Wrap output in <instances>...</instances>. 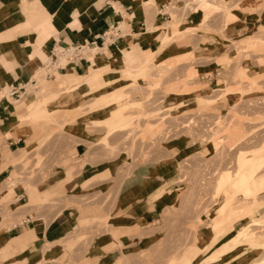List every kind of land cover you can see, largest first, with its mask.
<instances>
[{"label": "crops", "instance_id": "0c3cea01", "mask_svg": "<svg viewBox=\"0 0 264 264\" xmlns=\"http://www.w3.org/2000/svg\"><path fill=\"white\" fill-rule=\"evenodd\" d=\"M243 3L249 7L242 11L236 9L238 15L232 11L239 21L235 22L236 18L228 24L226 35L230 39L240 38L248 45L252 35L247 33L256 23L259 26L264 24V0L261 11L256 7L257 0ZM167 4L166 0H0V264H122L119 243L130 248L128 254L134 252L135 246L148 244L151 235L140 238L136 232L160 219L165 208L173 203V189L166 190L174 170L169 168L172 164L168 163L172 156L156 159L148 156L146 161L134 165L124 176L120 167L129 161L108 156L107 149L102 145L104 138L107 142L114 141L113 138L107 135L100 137L101 132L90 134L86 126H82V122L87 119L96 127L113 128L114 124L126 119L121 113L128 106L119 108L122 100L112 99L108 103L111 105H100L93 112L89 110L87 115H79L78 109H66L65 118L70 121L80 118L81 121L73 125L78 129L73 132L79 141L71 148L68 163H48L50 169L46 178L33 180L27 185L25 178L15 180L12 177L19 167L17 160L32 151L37 142L40 144L47 138L49 121L29 117L42 94L36 96L35 92L30 91L23 99L20 97L16 100L14 95L4 91L30 83L42 64L44 54L53 58L52 53L59 45L92 40L118 23L125 37L117 47L108 48L90 63L80 61L75 65H66L58 70L56 78L68 77L73 84L71 87L76 86L73 79L91 89L100 85L95 96L88 101L89 105L93 101L95 104L107 101L120 89L124 96L123 86L126 83H116L115 79L128 74L130 70L125 69V66L138 64L134 71L139 74L146 72V66L140 64L143 63L144 54L150 55L153 50L150 39L160 35L163 40L170 34L173 36L182 32L177 29L172 32L169 28L164 30L171 19L160 17L159 9L162 6L166 9ZM168 8L166 10L170 12ZM202 11L208 12L210 8ZM198 21V15L189 13L183 24H198ZM159 26L161 28L157 29ZM194 26L189 25L187 29ZM183 46L176 44L163 51L172 56L178 55V51L174 50H180ZM34 50L36 53L30 56ZM96 71L101 72L100 76L89 80ZM205 76L212 83L213 77L209 74ZM54 80L55 76L51 82L54 83ZM108 86H111L108 92L102 91ZM198 99L209 100L203 97ZM115 106L118 108L113 109ZM50 109L56 113V108L52 111L50 106ZM26 120H30L33 126L25 123ZM90 138L98 139L92 143ZM194 146L188 140L179 139L172 145L171 151L190 155L198 152ZM257 163L255 175L249 178L244 174L235 180L238 194L231 185L222 192V205L227 201L230 203V209L224 216L227 229L214 240L216 236L212 221L198 226L197 239L201 245L193 244L185 253L189 259L196 258L199 253L204 256L209 250H213L212 253L232 244L236 234L247 226H252L251 231L255 236L212 263L245 264L264 253V194L258 196L264 191V158H259ZM249 165L253 167L251 163ZM108 191L112 192V198L104 207L109 231L98 232L102 227L98 229L96 224H92L81 229L86 231L87 236L90 231H97L89 235L86 242L74 237L73 231L81 228L79 219L82 221L79 210L73 205L76 202L74 198ZM238 195L241 197L236 199ZM244 195H256V198L247 201ZM48 199L58 202L57 205L47 203L45 200ZM65 199L72 201L64 206L60 201ZM257 199L260 205L255 210ZM242 205L245 209H251V212L232 221L233 216L243 208ZM221 218L223 216L218 211L214 220L217 223ZM255 220L263 223L254 225ZM252 243L259 246H252Z\"/></svg>", "mask_w": 264, "mask_h": 264}, {"label": "rangeland", "instance_id": "374dc122", "mask_svg": "<svg viewBox=\"0 0 264 264\" xmlns=\"http://www.w3.org/2000/svg\"><path fill=\"white\" fill-rule=\"evenodd\" d=\"M166 1L169 3L172 19L164 30L169 28L172 32L175 29L182 32L173 36L170 34V37L163 40L160 35L150 39L153 50L150 55L144 54L143 63L140 64L146 66V72L139 74L134 71L138 64L125 66V69L130 70L128 74L115 79L116 83H126L123 86L124 96L120 89L107 101L99 104L93 101L89 105L88 101L95 96L100 85L93 89L84 85L76 91L75 105L78 107H74L70 101L72 87L66 85L63 76L55 77V82H51L53 74L56 73V65L51 64L48 55L44 54L42 63L50 64V68L42 72L36 70L32 78L35 82L30 83L34 85L33 92L36 96L42 94L38 101L44 102L50 111V106L52 111L56 108L57 117L55 121L48 115L40 118L49 121V135L40 144L36 141L35 148L17 160L19 167L12 176L15 180L25 178L26 184L30 185L33 180L46 178L50 169L48 163H68L71 148L79 141L73 132L77 127L73 125L81 121L80 118L74 121L65 118L66 109H78L79 115H87L89 110L93 112L100 105L107 106L109 100H122L123 105L120 104L119 108L128 106L121 114L126 119L114 124L113 128L96 127L87 119L82 122V126H86L90 134L101 132L100 137L107 135L113 138L112 142H107L104 138L102 145L107 149L108 156L129 161L124 167H120L124 176H127L134 165L146 161L148 156L156 159L171 155L168 163L172 165L169 168L174 169L166 187L168 191L173 189V203L165 208L160 219L136 232L140 238L151 235L148 244L143 247L135 246L134 252L128 254L130 248L119 243V259L122 264L200 263L202 253L194 260L189 259L185 253L193 244L201 245L197 239L198 226L211 221L212 227L216 226L214 218L224 199L217 187L222 175L234 180L244 174L250 178L256 174L258 159L264 158V24L259 26L256 23L253 26L247 33L252 35L251 41L245 45L240 38H228L226 28L236 18L235 22L239 21L238 16L233 14L235 12L238 15L236 9L247 10L249 6L243 3L246 0H202L201 3L195 2L194 6L188 5L189 12L184 9L187 0ZM204 3L209 4L204 7ZM257 3L256 7L261 11L263 0H257ZM207 8L210 11H202ZM193 12L199 16V23L183 24L185 16ZM189 25L196 26L187 29ZM160 28L159 26L157 29ZM176 44L185 45L180 50H174L178 51V55L164 53L163 50ZM208 74L213 77L212 83L205 78ZM59 82H62L61 85ZM110 87H105L102 91L108 92ZM7 91L6 89L4 92ZM135 100L140 103L134 102ZM37 103L35 102L36 105ZM116 108L118 106L113 109ZM24 122L33 126L30 120ZM98 138L90 140L93 143ZM179 139L194 143L198 152L189 155L181 151L177 154L176 151H171L172 145ZM242 159L253 167L248 165L240 170ZM262 194L264 191L258 196ZM240 197L238 195L236 199ZM243 197L250 201L256 195ZM111 198V191L74 198L76 202L73 205L82 217V221L79 219L81 228L73 231L74 237L86 242L87 237L94 232L109 231L104 206ZM45 201L51 205L58 203L53 199ZM69 201L72 200L65 199L60 203L67 206ZM255 204L256 210L260 205L258 199ZM250 212L251 209L243 207L233 216L232 221ZM258 221L254 225L262 224ZM222 223L225 226L227 222L223 220ZM92 224H96L98 229L102 227V230H92L88 236L85 235L86 231L81 229ZM251 229L252 227L236 234L233 244L255 236ZM214 233L217 235L216 231ZM156 241L158 242L154 245ZM211 251L213 250L207 251L204 257L210 256ZM212 261L206 264H214ZM245 264H264V253L253 262Z\"/></svg>", "mask_w": 264, "mask_h": 264}, {"label": "bare ground", "instance_id": "6f19581e", "mask_svg": "<svg viewBox=\"0 0 264 264\" xmlns=\"http://www.w3.org/2000/svg\"><path fill=\"white\" fill-rule=\"evenodd\" d=\"M206 1H208V0H206ZM195 2H199V3H201L202 2V0H194V2H193V4L191 3V2H187L186 4H185V7H184V9H187L188 11L187 12H189L190 11V8H189V6L188 5H192V6H194V4H195ZM205 4H209V3H204L203 4V6L204 7H206V6H208V5H205ZM106 52V51H105ZM105 52H103V53H97V54H95V55H93V57H92V59H91V61L95 58V56H99V55H103ZM36 53V50H34V52L32 53V54H30V56H32L33 54H35ZM48 60L51 62V64H54V65H56V67H55V71H56V73H54L53 74V77L55 76L56 77V74L58 73V71L56 70V68L58 67V66H60V67H65L66 65H71V64H69V62H66L67 61V59H66V57L65 56H63V55H61V56H59V59H58V61L57 62H52L51 60H50V57L48 56ZM50 68V67H49ZM46 68H44V66L43 65H41V67H39L37 70H39V71H44ZM100 74L101 73H98V71H96V72H94V74H93V76L92 77H90L89 78V80L91 79H94V78H97L98 76H100ZM51 75V74H50ZM50 75H49V78H50ZM45 76H46V74H45ZM33 78V77H32ZM52 78V77H51ZM63 80L66 82V85L68 84V86H72V85H69V83L68 82H70L71 83V81L68 79V78H63ZM63 81V82H64ZM73 81L75 82V85L76 86H74V87H72V92H71V96H70V98L72 99V100H74V101H72V103L75 105V100H76V91L77 90H79L83 85H81V83H78L77 82V80H75V79H73ZM85 81V80H84ZM64 82V83H65ZM29 83V82H28ZM25 84L24 85V90L22 91V93H21V99H23L25 96H26V94L28 93V92H30V91H34V85L33 84H31V83H29V84ZM61 83L62 82H59V84L61 85ZM28 86V87H27ZM38 89V88H37ZM67 91V90H66ZM65 91V92H66ZM70 91V90H69ZM6 94H9L8 93V91L6 92ZM38 103H37V105H36V107H35V109H34V111L32 112V115L31 116H29L30 118H43L45 115H48L50 118H51V120H53V121H55L56 120V117H57V113H53V112H51L50 110H49V108H47V107H45V103L44 102H42V101H37ZM77 106L78 105H75L74 107H76L77 108ZM122 107V106H121ZM73 109V108H72ZM122 114V113H121ZM120 115V114H119ZM45 118V117H44ZM249 165V163L247 162V161H245L244 159H242V160H240V170H244L246 167L245 166H248ZM237 179V178H236ZM239 179V178H238ZM244 180V179H243ZM247 182V181H246ZM229 185H231V186H233L235 189H236V182H235V180L234 179H231V178H228L226 175H222V177H221V180H220V182H219V184H218V190H219V193H221V192H223ZM243 186V185H242ZM235 193H239L238 192V190L236 189V192ZM234 193V194H235ZM228 202V201H227ZM226 202V204H223L220 208H219V212H220V214L223 216V220H224V216L226 215V213H227V211H229V209H230V203L228 202L227 203ZM223 220H220L219 222H217L216 223V226H215V231H216V233H217V235H216V237L214 238V240L220 235V234H222L226 229H227V227H228V224H226L225 223V226L223 225V223H222V221ZM255 223L256 222H259L258 220H255L254 221ZM261 223H263V222H261ZM250 227H252V226H247V227H245L244 229H243V231H245V230H247V229H249ZM252 230V229H251ZM241 242H243L242 241V239L241 240H239L236 244H230V245H228V246H222V247H220L219 249H217L216 251H214V252H212V253H210V256H206V257H204L203 256V258H202V260L200 261V263H198V264H206V263H209V262H211L212 260L213 261H215V260H217V258L218 257H220L221 255H223L224 253H227L228 251H231L232 249H234L236 246H238V244H240ZM216 244V243H215ZM251 245H253V246H258V245H255L254 243H252ZM185 259H188V258H185ZM184 259V260H185ZM194 260V259H193ZM212 261V262H213ZM178 264H180V263H178Z\"/></svg>", "mask_w": 264, "mask_h": 264}, {"label": "built area", "instance_id": "2783aa9c", "mask_svg": "<svg viewBox=\"0 0 264 264\" xmlns=\"http://www.w3.org/2000/svg\"><path fill=\"white\" fill-rule=\"evenodd\" d=\"M187 2H191L193 4L194 0H187ZM169 4V3H168ZM167 4V7L169 5ZM164 9V6H162L161 9H159V15L163 19H172L171 14L168 10ZM194 13V12H193ZM125 37L123 29L119 24L110 26L105 31L101 32L99 35H96L94 39L84 41V42H75L73 44L68 45H59L56 47L55 52L52 53V57H50V60L54 63L57 62L59 59V56L63 55L66 57L67 62L69 64H77L80 61H86L87 63L91 62V59L93 55L97 53H103L108 50L110 47H117V45L120 43L121 39ZM44 68L49 69L50 64H43ZM63 69V67L58 66L56 70ZM49 74V73H48ZM35 82L34 80H31ZM9 94L14 95L15 99L18 100L21 97V93L24 90V87H17V89H7ZM21 90V92H19ZM1 96V95H0Z\"/></svg>", "mask_w": 264, "mask_h": 264}]
</instances>
